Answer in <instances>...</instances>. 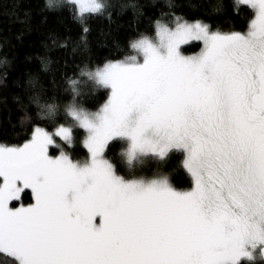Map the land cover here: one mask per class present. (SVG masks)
<instances>
[{"label":"snow or ice","instance_id":"6c2138e0","mask_svg":"<svg viewBox=\"0 0 264 264\" xmlns=\"http://www.w3.org/2000/svg\"><path fill=\"white\" fill-rule=\"evenodd\" d=\"M70 3L83 40L109 5ZM242 3L254 11L246 31L175 16L134 40V55L81 69L109 91L99 111L67 77L64 111L86 131L87 159L50 155L54 137L40 127L22 146L0 145V264H264V0ZM197 41L200 53L184 55ZM41 99L54 119L60 107ZM72 127L55 136L70 142ZM116 140L129 169L181 153L190 190L118 174L105 156Z\"/></svg>","mask_w":264,"mask_h":264},{"label":"trees","instance_id":"16d2710c","mask_svg":"<svg viewBox=\"0 0 264 264\" xmlns=\"http://www.w3.org/2000/svg\"><path fill=\"white\" fill-rule=\"evenodd\" d=\"M103 16L86 21V38L75 17L70 0H0V145L22 146L40 127L54 132L72 125L64 111L71 102L67 77L83 80L77 100L88 111L99 110L109 91L95 86L79 75L88 66L94 69L108 61L132 55L131 43L141 34L154 36L156 22L170 23L175 16L207 23L212 31H246L254 11L242 0H106ZM174 14V15H173ZM66 44L67 47H61ZM202 43L183 47L187 55L197 54ZM75 49V51H73ZM47 65V66H46ZM41 96L60 107L56 117L40 111L34 97ZM86 131L73 127V146L66 152L73 160L89 157ZM60 137H56L59 141ZM126 144L111 141L105 150L118 174L127 179L167 177L177 190H189L190 174L183 167V155L172 153L165 161L145 157L129 169L123 157ZM59 150L49 149L57 155ZM23 203H31L25 196ZM13 202L12 206H18Z\"/></svg>","mask_w":264,"mask_h":264},{"label":"rangeland","instance_id":"374dc122","mask_svg":"<svg viewBox=\"0 0 264 264\" xmlns=\"http://www.w3.org/2000/svg\"><path fill=\"white\" fill-rule=\"evenodd\" d=\"M198 42V41H197ZM191 43H193V42H191ZM200 43H202V42H200ZM185 46H187V45H184V46H182V48L183 47H185ZM203 46V45H202ZM182 52H183V50H182ZM200 53V52H199ZM199 53H197V54H193V55H187V54H185L184 52H183V54L184 55H186V56H194V55H198ZM135 53H133L132 55H134ZM129 56H131V55H129ZM123 60V59H122ZM107 102V101H106ZM105 102V103H106ZM104 103V104H105ZM103 107V106H102ZM101 107V108H102ZM100 108V109H101ZM99 109V110H100ZM99 110H96V111H99ZM96 111H93V112H96ZM65 127H72V125H69V126H65ZM58 130V128L54 131V132H49V131H47V132H49V134H51V135H53V137H54V141H55V143L53 144V145H51V146H49V149H51V148H55V149H57V150H59V153L57 154V155H53V156H59L60 155V153H61V151H63L64 153H66L67 155H68V153L66 152V146L68 147V148H72V146H73V127H72V137H71V141L69 142V141H64L61 137L59 138V141L58 140H56V137L57 136H55V133H56V131ZM46 131V130H45ZM57 144H59V147H57L56 145ZM50 155H52V154H50ZM90 155V154H89ZM70 157V156H69ZM190 190V189H189ZM181 191H186V190H181ZM19 206V205H18Z\"/></svg>","mask_w":264,"mask_h":264}]
</instances>
